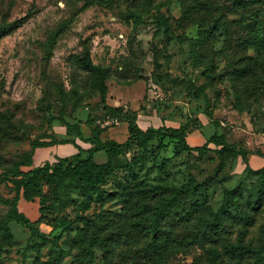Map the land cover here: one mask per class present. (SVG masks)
Instances as JSON below:
<instances>
[{"label":"rangeland","instance_id":"obj_1","mask_svg":"<svg viewBox=\"0 0 264 264\" xmlns=\"http://www.w3.org/2000/svg\"><path fill=\"white\" fill-rule=\"evenodd\" d=\"M137 15L142 16L140 26L133 18ZM253 21L264 25V0H0V28L13 25L0 36V264H139L136 242L128 238V217L121 216L117 199L92 203L83 212L77 193L72 194L75 200L65 194L57 197L46 185L43 215L40 198L29 203L21 195L18 202L34 228L11 222V236L2 228L17 197L5 173L32 159L35 167L56 162L63 145L38 147L53 140L76 139L90 148L76 138L77 130L90 139L107 119L99 93L84 82L86 74H75L73 57L86 50L110 73L107 104L135 114L142 129L187 126L190 134L200 131L207 139L224 134L240 149L264 154V57L240 46L252 34ZM210 63L214 79L208 78ZM247 67L254 83L240 73ZM125 119L106 128L102 140L125 142ZM211 149L198 156L179 153L171 145L163 151L169 158L165 172L153 170L146 179L170 188L194 179L214 213L225 204L228 191L243 185L247 194L241 206L253 220L231 218L216 243L197 244L189 236L197 231L200 212L192 210L186 219L179 212L188 204L181 206L164 223V230L183 247L173 264H253L246 256L231 258L224 247L236 244L240 232L246 233L247 244L264 247V203L253 211L247 201L258 178L246 174L242 158L223 160L215 145ZM157 150V145L137 150L147 152L146 169ZM254 156L261 158L249 159ZM95 157L98 164L107 162L104 152ZM112 183L108 188L114 192L120 184ZM99 216L104 218L103 235L113 230L122 238L113 241L107 255L96 249L93 258H85L79 246L81 218ZM64 220L75 223L65 228ZM213 250L220 256L216 260Z\"/></svg>","mask_w":264,"mask_h":264},{"label":"trees","instance_id":"obj_2","mask_svg":"<svg viewBox=\"0 0 264 264\" xmlns=\"http://www.w3.org/2000/svg\"><path fill=\"white\" fill-rule=\"evenodd\" d=\"M135 24H142V16L133 17ZM13 28V25L0 28L1 33H6ZM252 34L249 38L241 42L240 46L244 50H254L259 58L264 57V25L252 22ZM242 49V48H241ZM75 74L83 72L86 74L85 83L93 85L101 98V103L106 106L105 117L123 118L127 117L128 139L119 143L114 140L103 141L102 133L106 128H96L92 131L90 139L85 140L78 129L76 138L81 139L91 147L88 149L79 145L76 139H66L54 141L51 144L39 145V148H50L56 145H72L78 151L76 154L68 157H57L56 162H46L43 166H34V161L16 166L5 173V178L11 181L16 190L17 197L12 203V208L6 217L4 235H10L8 224L16 222L27 228H34L32 222L24 213L20 212L18 202L21 195L25 201L31 203L36 199H41L40 212L43 215L45 210L44 188L46 185L53 187V193L58 196L73 198L72 194H78L77 200L81 210L88 211L92 203H106L109 200H118L123 206L121 216L128 217V226L132 232L128 238L133 240L137 246L135 254L139 264H173L174 258L183 253V247L180 246L164 230V223L168 216L173 212H179V208L188 204L182 213L179 214L186 219L190 218L191 212H200V220L197 231L190 235V241L202 244L205 241L216 243L227 231V220L238 218L243 221H251L252 216L247 210H243L241 204L245 201L246 187L239 185L237 188L227 192V200L220 208L219 212L209 211L207 205V196L205 198L204 190L194 179L189 180L177 187H169L161 182L151 183L146 179L145 174L151 171L165 172L169 158L163 155V151L171 145L180 153L187 152L204 156L210 152L211 145L216 146L214 152L223 160L227 158H242L245 164L246 174L254 175L258 178L256 185L248 193L247 201L249 208L257 211L262 208L264 203V168L255 170L250 165V155H258L264 158L260 152H247L239 148L236 144L227 141L224 134L215 133L207 139V142L201 147H193L188 141L190 135L187 126L180 128L149 127L142 129L137 123V116L128 115L125 108H113L107 104L109 96V87L107 81L110 79V73L101 65L95 64L92 60L90 50H86L82 56L73 57ZM212 63L207 66L208 78L214 79ZM242 77L254 83L250 78L252 73L248 70H241ZM247 81V82H249ZM157 145V151L152 152V166L146 169L147 160L144 154L147 152H137L138 149H148ZM104 152L107 155L105 164H98L96 154ZM133 157L129 158V154ZM31 168L28 171H22L21 167ZM121 173V175H119ZM124 179H118L122 176ZM118 180L120 187L108 188L112 182ZM107 186V187H106ZM73 194V195H74ZM109 199V200H108ZM75 200V199H74ZM206 204V207H205ZM208 212V213H207ZM207 213L208 219L203 216ZM42 218V217H41ZM102 216L97 219L81 218L83 228L80 231V247L82 254L93 258L94 250L99 249L107 255L116 238H122L120 233L110 232L109 235H103L104 229ZM75 221L64 220L62 226L67 228L73 225ZM34 230V229H31ZM38 233L37 230H34ZM116 234V235H113ZM43 238V237H42ZM246 233L240 232L236 244H226V254L231 258L254 259L253 264H264V247L256 249L245 242ZM47 240L43 238V244ZM84 256L81 263H84ZM213 260L218 259L219 253L211 251ZM48 264H56L48 263ZM199 264V263H194Z\"/></svg>","mask_w":264,"mask_h":264},{"label":"crops","instance_id":"obj_3","mask_svg":"<svg viewBox=\"0 0 264 264\" xmlns=\"http://www.w3.org/2000/svg\"><path fill=\"white\" fill-rule=\"evenodd\" d=\"M148 128L149 127H147L146 129H148ZM188 141L191 144V146H193V147H201L207 142V137H205L200 131H197V132L189 135ZM83 148H85V147H83ZM60 150H61V152L58 155L59 157H68V156L74 155L78 152L74 148V146H72V145H63L60 147ZM64 150L68 151V154L65 153ZM250 165L252 168H254V166H256V165H259L258 169H255V170H259L261 168H264V158L254 156V157L250 158Z\"/></svg>","mask_w":264,"mask_h":264},{"label":"built area","instance_id":"obj_4","mask_svg":"<svg viewBox=\"0 0 264 264\" xmlns=\"http://www.w3.org/2000/svg\"><path fill=\"white\" fill-rule=\"evenodd\" d=\"M121 121L119 118L107 117L104 123L101 124L102 128H108L113 126H120Z\"/></svg>","mask_w":264,"mask_h":264}]
</instances>
